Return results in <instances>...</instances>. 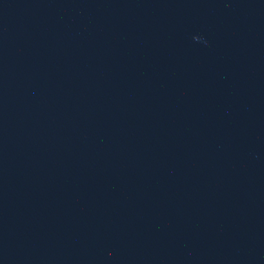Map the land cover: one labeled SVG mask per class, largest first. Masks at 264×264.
<instances>
[{
    "label": "water",
    "instance_id": "water-1",
    "mask_svg": "<svg viewBox=\"0 0 264 264\" xmlns=\"http://www.w3.org/2000/svg\"><path fill=\"white\" fill-rule=\"evenodd\" d=\"M0 264H264V119L0 23Z\"/></svg>",
    "mask_w": 264,
    "mask_h": 264
}]
</instances>
